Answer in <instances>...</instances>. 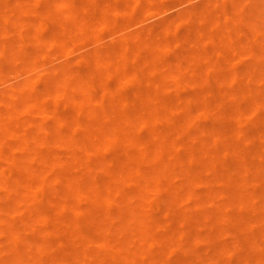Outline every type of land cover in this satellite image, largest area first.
<instances>
[{
  "label": "clouds",
  "instance_id": "9594fccd",
  "mask_svg": "<svg viewBox=\"0 0 264 264\" xmlns=\"http://www.w3.org/2000/svg\"><path fill=\"white\" fill-rule=\"evenodd\" d=\"M0 264H264V0H0Z\"/></svg>",
  "mask_w": 264,
  "mask_h": 264
}]
</instances>
